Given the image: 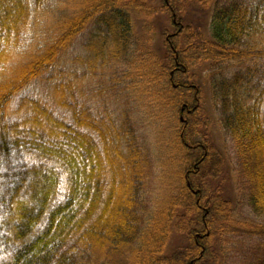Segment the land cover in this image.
I'll return each mask as SVG.
<instances>
[{
	"label": "trees",
	"instance_id": "trees-1",
	"mask_svg": "<svg viewBox=\"0 0 264 264\" xmlns=\"http://www.w3.org/2000/svg\"><path fill=\"white\" fill-rule=\"evenodd\" d=\"M51 1L0 0V264H220L216 246L231 232L232 205L206 170L216 150L194 102L200 85L193 68L251 61L247 73L215 74L211 98L235 148L238 181L264 219V75L257 73L264 15L243 2L212 0L206 37L183 24L193 4L208 8L204 0H92L63 17L50 39L31 42L33 5L40 12ZM132 16L181 22L171 37L163 29L166 54L154 53L152 64L159 65L156 80L167 81L177 117L185 101L195 103L193 121L177 132L188 160L207 155L203 171H182L179 199L153 213L154 168L137 126L128 112H96L85 90L98 66L106 75L111 65L109 76H116L130 62L139 43ZM81 37L85 57H73ZM37 82L46 86L41 94L32 90ZM200 191L206 194L194 193ZM173 230L185 244L167 254ZM258 231L264 237V227Z\"/></svg>",
	"mask_w": 264,
	"mask_h": 264
},
{
	"label": "rangeland",
	"instance_id": "rangeland-1",
	"mask_svg": "<svg viewBox=\"0 0 264 264\" xmlns=\"http://www.w3.org/2000/svg\"><path fill=\"white\" fill-rule=\"evenodd\" d=\"M204 1L209 5L208 8L204 9L200 5L193 4L192 8L188 10L189 14L183 24L184 26L193 25L203 36L208 37L212 7L216 1ZM219 1L222 3L243 2L264 15V0ZM89 3L91 4L92 0H52L40 12L33 5V18L29 31L31 42L41 43L50 39L58 30L63 17L78 13L79 10L85 9ZM132 19L136 25L139 43H136L132 49L130 62L123 61L116 76H109L113 68L111 65L107 67V76L100 71L101 67L98 66L97 73L91 75V79L86 81L89 85L85 90L87 89L91 98L94 99L91 104L96 112L98 109H107L114 118H120L123 113L128 112L131 122L137 126V133L151 157L154 168L151 194L148 198L149 208L153 213L157 209L168 208L176 199H179L180 191L185 192L181 183L182 171L190 168L192 163L198 159L204 158L205 161L206 156L195 153L189 156V159H192L188 160L177 132H181L183 126H189L195 114L192 113L187 117L185 115L187 123L177 121L182 113H179L177 117L178 108L169 104L172 98L168 94L165 95L168 89L167 81L163 77L161 81L156 80L157 75H160V69H157L158 64H152L157 63V59L153 56L154 53L159 58L165 57L166 54L162 37L163 29L168 28L171 37L180 27L181 22L176 18L175 24L169 25L164 22V17L153 21L140 19L137 16H132ZM149 37L152 38L151 45L146 42V38ZM83 40L84 37L78 40L71 51V56L85 57L82 49ZM258 41V51H264V35ZM92 42L95 44L96 50L99 51L100 44L96 41ZM35 49L33 47V50ZM249 64L251 61L222 64L219 69L210 68L208 64L193 68L200 85L196 101L198 105L202 106L204 112V118L201 121L207 127L216 150L213 157L207 161L210 164L206 170L210 171L209 174L212 176L214 184L217 185V191L221 190L222 195L232 205L231 232L224 240H219L216 246L220 264H257L258 257L264 256L262 249L264 237L258 231L259 227H264V219L254 214L249 206L247 193L238 181L239 164L235 148L220 122L219 107L211 98L213 76L219 77L215 74L224 73L226 76L232 77L240 72L247 73ZM258 66V75H264V56ZM76 68L79 75L84 74L81 66ZM149 68L154 71L149 72ZM81 79L79 76L76 81L78 87L81 86V83H85V80L81 81ZM113 84H117L116 92L118 94H114ZM44 89L46 86L42 82H37L32 86V90L36 94H41ZM184 106L193 110L195 103L185 101ZM97 107L98 109H96ZM189 131L191 128H186V132L189 133ZM199 167L200 171H203V165L201 164ZM192 168L193 166L191 170H193ZM194 177L196 176H191L190 180L197 183ZM200 181L203 183V180L200 179ZM205 185L202 188L207 191ZM204 191H200L202 196L206 194ZM206 211L205 209L203 212ZM183 244H185V239L173 230L167 254H172Z\"/></svg>",
	"mask_w": 264,
	"mask_h": 264
},
{
	"label": "flooded vegetation",
	"instance_id": "flooded-vegetation-1",
	"mask_svg": "<svg viewBox=\"0 0 264 264\" xmlns=\"http://www.w3.org/2000/svg\"><path fill=\"white\" fill-rule=\"evenodd\" d=\"M194 102L196 101V99H197V94L195 95L194 94ZM190 108V107H189ZM187 109L185 106L182 108V110H181V113H182V116L180 117V122L181 123H187L188 121L186 120V117H187V115H190V114H192V113H194V110H192L191 108L190 109ZM185 115H186V117H185ZM201 155H205V154H201ZM200 155V156H201ZM205 156H207V155H205ZM204 161V158H202V159H198L195 163H192V166H193V172L195 173V171H200V165L202 164V162ZM194 164V165H193ZM191 166V167H192ZM190 167V168H191ZM196 195H199L201 192H194ZM201 195H202V193H201Z\"/></svg>",
	"mask_w": 264,
	"mask_h": 264
}]
</instances>
